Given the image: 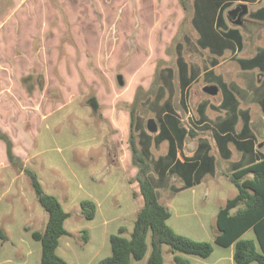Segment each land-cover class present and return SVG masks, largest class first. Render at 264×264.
Masks as SVG:
<instances>
[{
    "label": "rangeland",
    "instance_id": "rangeland-1",
    "mask_svg": "<svg viewBox=\"0 0 264 264\" xmlns=\"http://www.w3.org/2000/svg\"><path fill=\"white\" fill-rule=\"evenodd\" d=\"M205 19L196 25L201 33L198 39L187 24L189 15L179 0H0V26L9 21L31 23V29L25 31L17 27L9 34L8 26L3 27V34L0 31V129L10 136L20 159L11 165L6 146L0 141V264H38L42 258V245L32 234L45 230L48 214L38 201L27 169L37 174L44 192L58 198L70 214L65 222L68 234L60 239L57 249L67 264H98L112 253V235L119 234L120 228H126V237L133 232L143 204L135 180L137 172L133 164L130 168L118 160L120 147L114 145L113 135L120 131L112 130L102 107L95 110L89 102L99 86L103 108H112L111 89L115 88L120 93L117 111L130 115V110H135L134 137L143 152L146 147L151 149L146 158L154 167L152 178L161 203L171 213L168 225L179 234L213 245L208 258L189 257L193 264H234L230 260L233 250L217 245L215 237L217 214L237 192L223 174L239 161L237 152L225 161L224 152L220 153L221 140L199 135L197 147L201 139L206 140L201 143L200 162L212 155L221 174L183 189V181L175 179L176 171L171 166L172 141L162 130L156 134L147 130L150 119L172 111L166 102L168 97L174 99L175 112L182 116L188 112L199 122L207 121L203 131L208 130L224 119L226 91H232L234 85L235 90L243 87L233 85L224 71L231 77L237 69L236 74L243 75L247 83L256 72H264V53L254 58L236 57L214 72H206L212 61L209 52L222 50L224 41L210 22L212 13ZM250 32L256 37L252 29ZM182 33L193 36L184 42L185 48L200 43L201 52L187 48L179 53L176 46ZM224 33L220 26L219 34ZM139 58L143 59L142 70L130 64V60ZM181 70L199 77L190 93L179 79L171 78ZM118 75L124 77L123 87ZM153 79L152 94L142 96ZM210 79L221 93L219 98L208 97L200 104L198 101L205 97L201 86ZM260 89L264 90V83ZM124 97L132 100H121ZM234 98L239 101L240 97L234 94ZM52 111L41 123L42 116ZM252 111L253 116L264 118L257 104ZM125 140L122 147L130 158L129 140ZM163 169L168 171V178L159 187ZM84 200L97 204L92 220L82 215ZM243 238L254 239V232ZM169 249L163 245L165 264H175ZM150 251L132 264H147ZM221 258L224 260L219 261Z\"/></svg>",
    "mask_w": 264,
    "mask_h": 264
},
{
    "label": "crops",
    "instance_id": "crops-1",
    "mask_svg": "<svg viewBox=\"0 0 264 264\" xmlns=\"http://www.w3.org/2000/svg\"><path fill=\"white\" fill-rule=\"evenodd\" d=\"M186 5L187 14L189 15V22L187 24L189 28H191L193 36L200 39L201 33L198 30V26L196 25H198V23L203 24L207 20L205 19L207 17V13H212L213 19L210 22H213L214 30L224 41V48H222V50L213 51V53L209 52V59L212 61L209 68L205 70L206 72H214L221 64L231 59L234 60L236 57L239 59L251 57L254 58L258 54L264 53V0H188L186 1ZM226 6H229V8L224 12V8ZM242 6L247 7V13L243 15L241 23L237 24L236 21L238 20L239 14L242 12ZM223 12L224 18L222 19ZM30 24L31 23L29 22L11 23L9 21L3 23L0 26V31L3 34V27L6 28L7 26V31L9 34L17 27H20L25 31L31 29ZM220 26L224 28V36L219 34ZM247 28H249L250 31L252 29L256 33L257 38L255 37V34L248 31ZM182 34L181 42H179L176 46V49H179V53L186 52L187 48H194L197 53L201 52L199 48L200 43H190L189 46L185 48L184 42H189L193 36L187 33ZM260 35H262V38ZM214 53L221 54L212 57ZM142 61V58L134 61L130 60V64L133 63L136 68L142 70L144 68V66H141ZM179 67H181L180 64ZM236 70H233L231 77L226 74L228 71H224V75L226 79H229L231 83H233V85H243V87H239L240 89L235 90L234 85L232 91H226L224 95V119L220 120L217 124H211L208 130L203 131V128L207 126V121L201 119L199 122L195 115L193 117L188 112L185 113V116L175 112L173 104L174 99L169 97L166 102L171 106L172 111H165L163 115H160V117L157 119H153L157 125L156 133L162 130V133L167 136L166 139H170L172 141L171 147L173 148L174 157L171 166H173L176 171L174 176L175 179H180L183 181V184L180 186L183 189L189 186H194L195 183L197 184L199 182H204L208 177H216L217 174H221V171L216 167L217 161H215V158L211 159L212 155L205 161L200 162V160H203V155L200 153V150L204 148V145L201 143L206 140L201 139L199 142L200 145L197 147L195 143L200 139L199 135L209 134L216 136L215 140H221L219 147L222 151L220 153L224 152L225 161H230L233 157V154L237 152L239 161L233 167H230L229 170L224 169L223 173L224 177L228 179L234 186L235 184L232 181V177L235 172L264 160V118L259 114H255V116L252 115L254 114L252 111V106L256 104L259 106L261 113L264 115V93H262L264 90L260 89V86L264 83V72H256L251 78V82L247 83L243 75L239 77L236 74ZM157 71L158 69L156 70L155 75ZM11 73L13 74V72ZM175 74L176 75L172 76L171 78L179 79V81L185 85V90L188 91V93L191 92L190 87L196 85V82L199 80L197 75L194 73L190 74L186 70H181ZM62 76L65 77V74H62ZM209 81L210 82L208 84L201 86L205 97L198 101L200 104H202L203 100L207 99L208 97L212 99L219 98L221 93L220 88L211 82L212 79ZM253 84H255V88L253 87ZM153 86L154 79L152 83L148 85L146 91H142V96L147 93L148 96H150L152 94ZM61 88L63 87L61 86ZM207 88H212L214 92L211 94L206 92ZM250 88H254L255 91H251ZM100 89V86L99 88H96L98 93L95 98L97 99L100 107H102V113L104 114L103 117L108 120L112 130L120 131L118 135H113L114 145L117 147L119 144L120 147L118 160L124 162V164L127 166L129 165V167L132 168L131 156L129 158L126 148L122 147V140L126 142V137L129 140L131 116L129 115V112L127 113L126 111H117L120 93L117 92L115 88L111 89V92L114 95V99H112L113 101L111 102L112 108L108 110L103 108L105 104L102 101L103 93L100 91ZM65 91H67L66 88ZM256 92L260 93L259 97L256 96ZM234 94L240 97V102L235 100ZM121 100L126 101L128 99L124 97V99ZM259 100H262L261 103ZM151 107L149 109L152 110ZM54 111L44 114L42 116L41 123ZM188 122L191 123L190 126ZM197 148L198 151L193 153ZM194 165H197V167H194ZM166 169H163V172L160 173L158 179L160 181L158 182V186L168 178V171ZM248 178H253V176L249 175ZM165 184L163 186H165ZM157 192L160 200L159 190H157ZM237 193L238 190L233 197L226 200L224 206L227 204L228 200L234 198ZM251 230L252 229L248 230L243 235V237ZM229 248L233 250L232 254H230V260H233L234 248L233 246ZM223 260L224 259L222 258L219 259V261ZM232 262H234V260Z\"/></svg>",
    "mask_w": 264,
    "mask_h": 264
},
{
    "label": "trees",
    "instance_id": "trees-1",
    "mask_svg": "<svg viewBox=\"0 0 264 264\" xmlns=\"http://www.w3.org/2000/svg\"><path fill=\"white\" fill-rule=\"evenodd\" d=\"M186 1L188 0H180V5L187 13ZM140 90L138 88L137 93ZM137 100L138 97L135 98L134 104ZM89 102L95 110H99L100 105L96 98L90 99ZM130 116V153L132 164L137 171L135 180L138 183L143 204L136 215L134 229L130 236H124L126 228H120L119 234L110 237L111 255L98 264H132V260H143L150 248L147 264H165L163 245L170 247L169 251L175 264H193L189 257L208 258L214 250L210 242L193 240L175 232L168 225L171 213L159 200L156 182L152 178L154 167L146 158L150 148H144L143 152L138 147L134 137L137 125L134 109L130 110ZM0 141L6 146L10 164L20 161L14 153L12 139L1 129ZM170 151L173 153L172 147ZM25 173L31 179L40 205L48 214L45 230L32 234L33 238L42 245V258L38 264H67L58 255L57 249L60 239L68 234L65 222L70 214L64 210L58 198L44 192L34 171L27 169ZM249 175L253 178H248ZM232 181L238 193L218 212V234L215 237V243L227 248L233 246L235 264H264V160L235 172ZM81 208L82 215L88 220L95 217L98 209L97 204L92 200L82 201ZM250 229L253 230L255 238L244 239L243 235Z\"/></svg>",
    "mask_w": 264,
    "mask_h": 264
},
{
    "label": "water",
    "instance_id": "water-1",
    "mask_svg": "<svg viewBox=\"0 0 264 264\" xmlns=\"http://www.w3.org/2000/svg\"><path fill=\"white\" fill-rule=\"evenodd\" d=\"M247 13V7L246 6H242V12L239 14L238 20L236 21L237 24L241 23V19L243 17V15H245ZM118 83L123 86L124 85V81H123V77L121 75L118 76ZM206 92L208 93H213V89L212 88H207ZM147 128L148 131L151 133H156L157 132V125L155 123V121L153 119H150L147 123Z\"/></svg>",
    "mask_w": 264,
    "mask_h": 264
}]
</instances>
